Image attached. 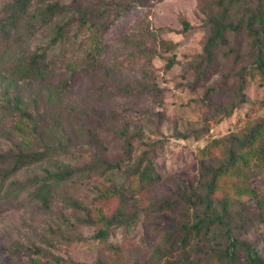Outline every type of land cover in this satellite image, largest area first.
<instances>
[{"label": "rangeland", "instance_id": "1", "mask_svg": "<svg viewBox=\"0 0 264 264\" xmlns=\"http://www.w3.org/2000/svg\"><path fill=\"white\" fill-rule=\"evenodd\" d=\"M14 1L0 0V152L61 149L0 180V264H160L156 247L194 220L196 206L157 204L205 194V167L226 159L215 140L243 135L264 118V73L249 55L251 39L230 31L216 72L196 83L191 63L210 33L206 0H32L6 24ZM54 2L72 8L42 21L41 10ZM40 54L47 78L24 76ZM130 138L135 156L142 140L152 143L158 181L143 187L122 169L78 175L96 160L124 158ZM263 144L264 134L246 163L219 177L214 197L231 201L233 235L253 240L264 255ZM65 167L80 169L49 205L17 183ZM121 208H138L137 218L106 221ZM187 248L177 245L172 256Z\"/></svg>", "mask_w": 264, "mask_h": 264}, {"label": "trees", "instance_id": "2", "mask_svg": "<svg viewBox=\"0 0 264 264\" xmlns=\"http://www.w3.org/2000/svg\"><path fill=\"white\" fill-rule=\"evenodd\" d=\"M206 1L208 5L206 22L210 27V33L202 52L192 60L191 69L195 74L194 81L196 83L206 81L216 72L218 67L217 50L229 42L228 33L230 31L245 30L251 39L249 55L253 58L258 71L264 73V0ZM31 2L32 0H15L10 6V20L6 24L17 20L28 10ZM71 8L72 5L60 2L48 4L41 10L40 19L49 22L52 16L67 13ZM80 24L83 26L84 23L80 22ZM186 25H188L187 21ZM65 28L66 24H59L58 33L63 35ZM44 57L45 54L33 56L31 60L33 63L25 67L24 76L31 75L46 79L49 70L42 64ZM168 64L172 65L173 60H170ZM22 114L32 117V113L26 109L22 110ZM262 134H264V118L252 124L243 135L233 133L215 140L216 143L224 144L226 159L217 166L208 165L205 167V172L210 175L206 182L205 194L196 195L194 198L192 194L179 193L166 197L157 204L158 209H165L172 208L179 201L185 200L196 206L194 220L184 222L180 229L171 230L165 237V245L156 247L153 257L160 264H264V255L254 245L253 240L233 235L235 226L231 223V201L228 198L214 197L219 177L228 172H236L241 162L246 163L248 161L247 153L253 150L252 145ZM132 139L126 141L124 158L114 163L96 160L89 164L86 172L82 170L78 175L88 173V176H91L94 170L118 171L122 169L126 173V177L135 176L138 178L143 187L155 183L161 178V173L157 170L151 155L152 143L142 140V144L145 145L143 151L135 156L132 152ZM60 149L56 146L46 145L43 149L0 152V180L4 181L23 166L57 154ZM259 153L264 159V144ZM79 169L65 167L55 172L48 171L44 177L34 175L27 181H18L17 183L24 187H32L35 197L41 198L45 205H49V200L56 187L74 177V173ZM119 185L123 186L124 182L121 180ZM117 187V185L114 186L112 191H119L120 189ZM258 198L257 201L261 202ZM217 203H220L221 209L218 208ZM138 212V208L131 211L121 208L119 214L105 219L110 223L119 219L121 215L123 221L130 222L137 218ZM99 234L107 236L109 231L101 229ZM227 240L228 242H226ZM177 245L188 247V250L179 257H173L172 253Z\"/></svg>", "mask_w": 264, "mask_h": 264}]
</instances>
